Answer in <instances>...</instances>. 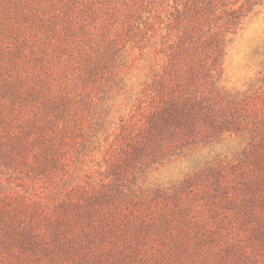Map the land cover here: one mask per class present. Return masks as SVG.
<instances>
[{"label": "trees", "instance_id": "trees-1", "mask_svg": "<svg viewBox=\"0 0 264 264\" xmlns=\"http://www.w3.org/2000/svg\"><path fill=\"white\" fill-rule=\"evenodd\" d=\"M262 1L0 0V264H264V87L220 85L226 37ZM155 38L159 67L101 185L51 200L67 155L89 152L114 58ZM232 135L239 154L187 177L185 193L129 187L148 165Z\"/></svg>", "mask_w": 264, "mask_h": 264}, {"label": "rangeland", "instance_id": "rangeland-1", "mask_svg": "<svg viewBox=\"0 0 264 264\" xmlns=\"http://www.w3.org/2000/svg\"><path fill=\"white\" fill-rule=\"evenodd\" d=\"M158 41V38L149 40L141 49L127 43L123 47L124 52H120L121 56L114 58L111 64L114 67L110 65L108 68L113 74L109 85L98 92L103 99L94 107L96 123L83 133L82 140L89 152L83 159L75 157L74 151L70 156L67 155L73 161L69 163L70 171L56 184H47V188L52 191H48L51 200L59 198L64 190L78 183L84 186L101 185L100 172L105 168L106 155L111 151L110 144L117 129L122 121L134 113L144 84L150 80L153 69L159 67L162 54ZM106 76L108 78L109 75ZM71 81L67 80L68 83ZM220 85L239 93L264 87V0L252 8L235 33L227 35ZM244 145L240 137L232 135L211 145L185 149L182 154L165 159L161 164L148 165L136 174L134 184H129V187L137 192L142 191V195H148L149 192H159L160 195H174L177 191L185 193L191 188L185 186V182L189 181L187 177L214 165L218 160L232 159ZM148 201L155 203L154 200Z\"/></svg>", "mask_w": 264, "mask_h": 264}]
</instances>
